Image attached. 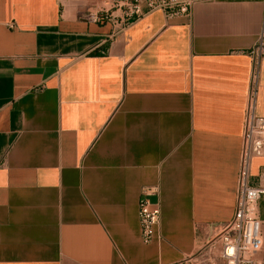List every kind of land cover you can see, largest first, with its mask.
I'll list each match as a JSON object with an SVG mask.
<instances>
[{
    "label": "crops",
    "instance_id": "obj_1",
    "mask_svg": "<svg viewBox=\"0 0 264 264\" xmlns=\"http://www.w3.org/2000/svg\"><path fill=\"white\" fill-rule=\"evenodd\" d=\"M87 2L0 0V264L177 263L234 215L264 0L123 27ZM251 176L264 184V157ZM143 189L161 209L148 244ZM258 213L264 240V196Z\"/></svg>",
    "mask_w": 264,
    "mask_h": 264
},
{
    "label": "built area",
    "instance_id": "obj_2",
    "mask_svg": "<svg viewBox=\"0 0 264 264\" xmlns=\"http://www.w3.org/2000/svg\"><path fill=\"white\" fill-rule=\"evenodd\" d=\"M94 10L87 19L101 21L107 18L106 7L120 11V27L148 12L162 10L167 17L189 15L196 0H90ZM251 73L245 110L242 145L236 180V203L232 219L222 225L213 237L196 253L174 264H261L258 254L264 246L263 221L259 217L258 203L264 196V184L252 183L251 165L256 157H264V117L256 111L261 65L264 61V30L250 49ZM153 189H143L139 200V222L142 241L150 243L160 223L161 209L147 196Z\"/></svg>",
    "mask_w": 264,
    "mask_h": 264
},
{
    "label": "rangeland",
    "instance_id": "obj_3",
    "mask_svg": "<svg viewBox=\"0 0 264 264\" xmlns=\"http://www.w3.org/2000/svg\"><path fill=\"white\" fill-rule=\"evenodd\" d=\"M87 1H89V0H85V2H87ZM88 3V2H87ZM88 4H91V3H88Z\"/></svg>",
    "mask_w": 264,
    "mask_h": 264
}]
</instances>
